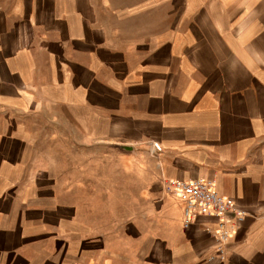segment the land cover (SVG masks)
I'll use <instances>...</instances> for the list:
<instances>
[{
	"label": "crops",
	"instance_id": "obj_1",
	"mask_svg": "<svg viewBox=\"0 0 264 264\" xmlns=\"http://www.w3.org/2000/svg\"><path fill=\"white\" fill-rule=\"evenodd\" d=\"M55 109L136 174L105 224L95 164L34 170ZM200 178L243 213L223 260L216 218L184 228L163 189ZM0 264H264V0H0Z\"/></svg>",
	"mask_w": 264,
	"mask_h": 264
},
{
	"label": "rangeland",
	"instance_id": "obj_2",
	"mask_svg": "<svg viewBox=\"0 0 264 264\" xmlns=\"http://www.w3.org/2000/svg\"><path fill=\"white\" fill-rule=\"evenodd\" d=\"M34 120V131L37 138L34 144V170L39 172L48 160L50 169L48 168L49 172L45 170L53 177L56 186L59 167L64 168L65 174H70L73 162L95 164L97 187L91 193L97 192L96 196L103 192L106 194V199L97 197V201L103 200L102 204L91 205L96 213L97 220L95 221L96 223H107L103 218L108 216L107 212L111 209L113 216L119 215L122 199L127 193L135 191L133 183L136 180L134 172L129 173L122 167L126 163H124V151L120 149L119 143L104 136L103 126H97L95 129L83 123L72 124L73 116L66 111L62 112L57 109L42 111ZM63 133L75 135L77 139L75 141H64L62 137L58 139L56 134L63 135ZM80 133H91L93 136L91 135V140H88L87 137H79ZM95 133L96 140L92 141ZM51 134L54 136L50 137ZM55 186L54 192H57ZM67 194L72 200V190ZM106 201L107 203H104ZM108 201L111 205H108Z\"/></svg>",
	"mask_w": 264,
	"mask_h": 264
},
{
	"label": "built area",
	"instance_id": "obj_3",
	"mask_svg": "<svg viewBox=\"0 0 264 264\" xmlns=\"http://www.w3.org/2000/svg\"><path fill=\"white\" fill-rule=\"evenodd\" d=\"M151 153L159 154L162 147L158 142L151 143ZM164 192L182 204V225L187 228L199 214L216 218L213 231L216 238V256L226 257V245L243 213L236 209L232 199L225 198L215 190V182L208 179H164Z\"/></svg>",
	"mask_w": 264,
	"mask_h": 264
},
{
	"label": "water",
	"instance_id": "obj_4",
	"mask_svg": "<svg viewBox=\"0 0 264 264\" xmlns=\"http://www.w3.org/2000/svg\"><path fill=\"white\" fill-rule=\"evenodd\" d=\"M120 147H123V146H121V145H119Z\"/></svg>",
	"mask_w": 264,
	"mask_h": 264
}]
</instances>
